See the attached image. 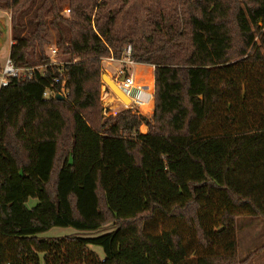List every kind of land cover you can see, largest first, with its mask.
Instances as JSON below:
<instances>
[{
  "label": "trees",
  "instance_id": "trees-1",
  "mask_svg": "<svg viewBox=\"0 0 264 264\" xmlns=\"http://www.w3.org/2000/svg\"><path fill=\"white\" fill-rule=\"evenodd\" d=\"M0 9L16 67L46 64L52 43L67 56L0 89V264H247L262 250L238 255L236 222L264 220V0ZM128 45L154 67L153 113L104 117L102 63ZM61 71L66 98H44ZM55 227L83 235L38 237Z\"/></svg>",
  "mask_w": 264,
  "mask_h": 264
},
{
  "label": "rangeland",
  "instance_id": "rangeland-1",
  "mask_svg": "<svg viewBox=\"0 0 264 264\" xmlns=\"http://www.w3.org/2000/svg\"><path fill=\"white\" fill-rule=\"evenodd\" d=\"M9 11L3 12L0 11V27H1V35L3 46L0 49V61L4 63L8 56V40H9ZM10 14V13H9ZM52 43L50 46H53ZM47 48L45 52H47ZM61 52V51H60ZM67 56L65 54H61L60 60L65 61ZM118 67V63L114 61H109L108 59H104L102 63V74H107L112 79H117L115 75L116 68ZM132 67V71H133ZM148 73V72H147ZM149 75L146 76L145 79H148ZM151 86V85H150ZM99 104L101 106V112L104 117L115 116L118 112L125 109H136L132 105L123 104L122 100H119L115 97V95L109 90L106 85L101 81V88L99 94ZM138 110V109H137ZM139 113H141L138 110ZM140 130V128H139ZM35 201L31 200L28 203V206H33ZM106 227L102 228L96 235H102L105 233ZM110 231V230H109ZM72 235H83V233L76 231L73 228H60L55 227L50 229L49 231L40 234L38 237L40 239H54L61 238L65 236ZM236 235H237V253L241 258L246 257L251 252H255L258 248H262V250L258 251L247 264H263L264 263V220L261 218L254 217H245L241 216L237 219L236 222ZM92 250L97 254L101 255L102 251L98 247H92ZM40 264H44L42 260V256L40 257Z\"/></svg>",
  "mask_w": 264,
  "mask_h": 264
},
{
  "label": "built area",
  "instance_id": "built-area-1",
  "mask_svg": "<svg viewBox=\"0 0 264 264\" xmlns=\"http://www.w3.org/2000/svg\"><path fill=\"white\" fill-rule=\"evenodd\" d=\"M64 16H69L70 8L65 6L62 10ZM62 52L55 45L49 46L47 48L46 56L48 62L44 65H36L27 68L16 67L9 57L4 61L3 65L0 66V89L7 87L12 78H22L25 79L30 77L35 71H42L43 76H46L47 70L52 71L53 67L63 65L64 61L60 60ZM131 46L128 45L123 55L120 59L116 60L112 57L105 58L109 61H114L118 63L115 75L117 79H113L117 86L128 96L131 104L136 109L144 104L145 93L144 87L137 86L133 74L131 72V67L135 64L130 58ZM112 79V78H111ZM53 84L57 85L54 89H47L44 91V98H49L50 96L55 97L56 95H61L66 98L68 91L66 89V78L64 77L62 71L60 72V78L56 77L53 79Z\"/></svg>",
  "mask_w": 264,
  "mask_h": 264
},
{
  "label": "crops",
  "instance_id": "crops-1",
  "mask_svg": "<svg viewBox=\"0 0 264 264\" xmlns=\"http://www.w3.org/2000/svg\"><path fill=\"white\" fill-rule=\"evenodd\" d=\"M3 12H6L4 10H1ZM8 17H9V40H8V56L9 57V51L11 47V32H10V14L7 12ZM1 29V27H0ZM3 41H2V35H1V30H0V49L2 48ZM3 63L0 61V66H2ZM132 67L134 68L132 71ZM131 67V72L133 74V77L135 79V82L137 86H142L144 87V93H145V100L144 104L137 109L141 112V114L146 115V116H151L153 113L154 109V67L153 66H147V65H142V64H134ZM148 72V73H147ZM149 75L148 79H145L146 76ZM151 85V86H150ZM147 110V111H146ZM140 133H146L147 132V127L145 125L140 126Z\"/></svg>",
  "mask_w": 264,
  "mask_h": 264
},
{
  "label": "water",
  "instance_id": "water-1",
  "mask_svg": "<svg viewBox=\"0 0 264 264\" xmlns=\"http://www.w3.org/2000/svg\"><path fill=\"white\" fill-rule=\"evenodd\" d=\"M101 81L106 85V87L111 90V92L115 95L116 98L119 100H122L123 104L126 106V104H131L130 99L128 96L117 86V84L114 82L113 79H111L107 74L103 73L101 75ZM55 99L57 100H63L64 97L61 95H56Z\"/></svg>",
  "mask_w": 264,
  "mask_h": 264
},
{
  "label": "bare ground",
  "instance_id": "bare-ground-1",
  "mask_svg": "<svg viewBox=\"0 0 264 264\" xmlns=\"http://www.w3.org/2000/svg\"><path fill=\"white\" fill-rule=\"evenodd\" d=\"M147 111V110H146Z\"/></svg>",
  "mask_w": 264,
  "mask_h": 264
}]
</instances>
